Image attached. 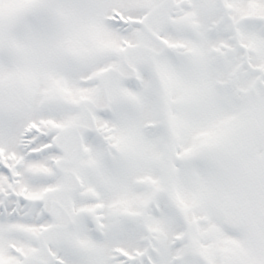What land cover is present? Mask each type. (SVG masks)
Instances as JSON below:
<instances>
[{
	"label": "snow or ice",
	"instance_id": "obj_1",
	"mask_svg": "<svg viewBox=\"0 0 264 264\" xmlns=\"http://www.w3.org/2000/svg\"><path fill=\"white\" fill-rule=\"evenodd\" d=\"M0 264H264V0H0Z\"/></svg>",
	"mask_w": 264,
	"mask_h": 264
}]
</instances>
